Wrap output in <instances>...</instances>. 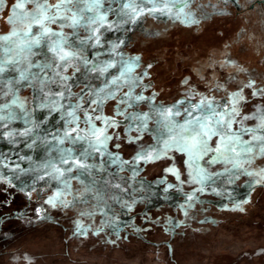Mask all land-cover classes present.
I'll return each mask as SVG.
<instances>
[{"label": "rangeland", "instance_id": "374dc122", "mask_svg": "<svg viewBox=\"0 0 264 264\" xmlns=\"http://www.w3.org/2000/svg\"><path fill=\"white\" fill-rule=\"evenodd\" d=\"M16 2L0 4V36L27 30L26 23L7 22ZM263 3L195 0L179 14L193 21L187 40L177 32L156 39L158 32L150 30L131 42L134 57L126 60L109 58L103 47L152 9L147 0H80L68 5L82 15L79 26L70 19L47 24L61 36L44 37L31 52L16 48L19 38L0 47V264H264V179L245 172L260 173L264 155L256 147L252 157L238 159L243 168L222 157L213 161L214 151L193 150L190 159L178 150L184 140L177 126L186 119L185 108L204 98L223 106L233 93L243 97L233 131L260 123L264 94L253 92L264 89ZM33 7L26 3L23 11ZM91 18L95 23H85ZM33 32L39 35L35 27ZM61 39L76 53L63 64L50 51ZM52 61L78 64L94 84L91 91L84 98L55 97L61 77L41 70ZM249 81L253 87H246ZM173 105L180 114L170 120L156 107ZM30 110L38 120L24 127ZM144 113L146 121L136 118ZM253 113L256 119H243ZM94 129L111 139L101 145ZM13 139L24 145V157L7 147ZM218 139L208 140L210 149ZM5 150L13 160L3 157Z\"/></svg>", "mask_w": 264, "mask_h": 264}, {"label": "snow or ice", "instance_id": "6c2138e0", "mask_svg": "<svg viewBox=\"0 0 264 264\" xmlns=\"http://www.w3.org/2000/svg\"><path fill=\"white\" fill-rule=\"evenodd\" d=\"M80 0H57L55 4H49L48 0H17V2L12 6L13 11L12 15L8 17V23H26V31H18L13 28L10 34L0 36V47L7 45L9 43L15 44L14 38H19L23 41L21 44H17L16 48L23 52L25 50L31 52L33 46H39L41 40L46 36L59 37L60 33L52 32L50 28L47 27L49 23H55L57 20L70 19L71 26L77 27L81 24L83 20L82 15H79L77 12H73L68 5L78 4ZM147 2L152 3L153 7L150 11L159 10L162 14H171V10L175 7L178 0H147ZM189 0H184L185 6ZM26 3H32L34 5L31 11H23ZM2 4V0H0ZM20 9L18 13L16 10ZM91 11V9H88ZM182 11V9H181ZM71 12V16H67L64 13ZM51 13V14H50ZM103 19V17H101ZM186 22H193L190 19H187ZM85 23H95V19L91 18ZM39 29V35L36 36L33 32V28ZM71 47L67 45V42L61 39L59 42H54L50 48V51L54 53V56L63 64L67 63L72 57L76 56L74 51L65 50V47ZM12 49L5 48V51H11ZM62 53V54H61ZM55 61H53L54 63ZM6 63H11L7 61ZM52 65H44L41 67V70L50 68ZM59 67L60 65H56ZM109 65L108 67H110ZM4 66L0 63V73L4 71ZM131 70L130 68L128 69ZM102 71H107V67L102 69ZM123 75V73L121 74ZM146 75V73H145ZM23 79H27V76L22 74ZM119 79V78H117ZM186 82V81H185ZM113 84L117 83L116 80L112 81ZM254 81H249L246 87H253ZM264 94V89H256L253 92V95ZM111 96L112 93H109ZM125 95H130L126 93ZM137 100L145 99L143 96H137ZM243 97L240 93H233L229 98L228 102L225 105H221L219 102L214 99L209 100L207 98L201 99L196 105H192L189 108H185L186 119L183 124L177 125L180 128V137L184 140V145L178 148L179 151H184L189 154L191 159L192 151L195 150L197 153L207 154L209 151H214L218 153L217 157L213 158V161L223 158L225 162L232 163L233 168H243V164L238 162L239 158L242 157H252L255 153L256 147L259 148V155H264V110L257 109L259 113L260 123L253 128H239L233 131L232 125L235 121V117L239 115L238 104ZM184 101H178L177 104H184ZM160 114L164 116L165 120H170L172 116L179 115V108L176 105H173L171 108L164 109L162 106H156ZM198 113V114H196ZM257 113H253L251 116H245L243 119H256ZM137 119L146 121L148 119V114H140L136 117ZM91 118H89L90 120ZM146 128V123L144 124ZM169 134L172 133L173 129L165 125ZM100 131L101 136L97 137V141L102 145L107 139H111L106 135H103V130ZM244 135H251L250 140H244L242 137ZM212 136H217L216 147L210 149L208 146V140ZM102 137V138H101ZM165 146L170 147L168 142L165 141ZM159 153L156 156L150 157V159L158 158ZM62 164H69V159H61ZM245 162L251 164L252 160L247 159ZM80 167L85 165L80 164ZM71 169H65V171H70ZM171 170V169H170ZM59 171V169H57ZM246 174L249 176L260 175L261 179H264V169H261L260 173L248 172L245 170ZM63 175V173H61ZM259 183L260 181H256ZM49 203L53 202V199L50 198Z\"/></svg>", "mask_w": 264, "mask_h": 264}, {"label": "flooded vegetation", "instance_id": "af4514ba", "mask_svg": "<svg viewBox=\"0 0 264 264\" xmlns=\"http://www.w3.org/2000/svg\"><path fill=\"white\" fill-rule=\"evenodd\" d=\"M194 1L195 0H189V2L187 3V6H185L184 0H178L175 7L172 8L170 15L162 14L161 12L160 13H151V11H149L148 9L143 11V13L139 16L138 21L136 19L135 22L134 21H132L130 23H129V21L127 22L128 25H127L126 32L122 35L120 33V36L117 39H114V42L117 41L115 44L114 43H108L110 45L106 44V46L103 47V48H105L106 52L111 51V53H110V55H108V57L114 58L116 60L131 59L132 57H134V54L130 51V47L132 46L131 42L135 41L137 39V37L142 38L150 30H154V31L158 32L157 36L155 37L156 39L163 38L164 34H167L168 32H177L179 34V38L182 40L183 38H181L180 33L185 30V34L187 36L189 33V30L193 26L192 25L193 22H191V23L186 22L179 14L183 11L191 10L192 6L194 4ZM181 9H182V11H181ZM177 13H178V16H176ZM143 14H148L152 18L159 19L161 21V24H162L161 30L158 28L144 29V27L142 26ZM177 27H178V29L173 30ZM103 42H105V41H103ZM106 47H109L110 49L106 48ZM99 50H101V49H99ZM122 53H128V55L121 56ZM94 58L100 59V57H98L97 55H95ZM56 65H60V64L56 63V61L53 63V61H52V66L50 67V70H52L51 73H56L61 77V82L57 83L60 85V88L56 89L54 87L56 92L53 90V92L57 93V95L54 94L55 97L63 99V101H65L67 99H73L74 97L84 98L85 93L91 91L94 84H92V82H91L92 80H91L89 75H83V73H81L82 70L78 66V64H71V65H66V66L60 65L59 67H57ZM70 68L74 70L73 73H69ZM77 75L81 76L82 81H80V82L76 81L75 77ZM71 77H72V80H71L72 82L71 81L68 82V79ZM76 82H78V83H76ZM73 83L76 84V87H74L70 91V87L71 86L73 87V85H74ZM57 84L52 83L51 86L53 87ZM69 84H71V85L69 86ZM81 84H82V87L80 89H77V86L81 85ZM88 107H89V102L86 100L85 102L82 103L81 108H82V110L86 111L88 109ZM13 120H14V123H16V122H18L19 118L14 117ZM20 120H21V118H20ZM35 123L36 122H34L33 124H35ZM24 127H28V125H24ZM15 140L13 139L12 141H10V143L7 145V147H11L10 145L14 146L15 147L14 153L16 155L21 154L22 155L21 157H24L23 156V154L25 152L24 145L22 144V142L20 140H19V142L15 141ZM7 152H8V150H5L3 152V156L10 155ZM45 153H46V151L40 152L39 154H40V156H42V154L44 155ZM0 154L2 155V152H0ZM16 155H14V156H16ZM11 160H13V155H10V158L7 161L9 162ZM25 172H27V171H25ZM17 174L18 173L15 172L13 175H15L19 178L28 179L29 181H33L35 179H38V177H32L29 173L27 174V173L21 172L20 175H17ZM39 179L42 180L43 178L39 177Z\"/></svg>", "mask_w": 264, "mask_h": 264}, {"label": "trees", "instance_id": "16d2710c", "mask_svg": "<svg viewBox=\"0 0 264 264\" xmlns=\"http://www.w3.org/2000/svg\"><path fill=\"white\" fill-rule=\"evenodd\" d=\"M263 6H264V3H263ZM264 11V10H263ZM152 19V20H151ZM153 19H155V18H152V17H150L148 14H143V17H142V26L144 27V29H147V28H158V29H160L161 30V28H162V24H161V21L159 20V19H155V20H153ZM163 23V22H162ZM162 34V33H161ZM180 36H181V38H183L182 40H187V36H186V34H185V30L183 31V32H181L180 33ZM200 42H198V44L200 45L201 43L203 44L204 43V40L203 39H200L199 40ZM184 42V41H183ZM210 45H211V43H210ZM209 46V45H208ZM126 55H128V53H122L121 54V56H126ZM75 79H76V81H78V82H80V81H82V79H81V76H79V75H77L76 77H75ZM72 80V77L71 78H69L68 79V82H70ZM72 82V81H71ZM78 82H76V83H78ZM74 84V83H73ZM71 84H69V86H70ZM74 87H76V84H74L73 85V87L71 86L70 87V91L74 88ZM30 115H32V120H31V122H25L24 124L25 125H28V126H30V125H33V123L34 122H36L37 120H38V118H37V116L34 114V112L32 111V110H30ZM45 120H47V119H45ZM48 122L51 124V120H48ZM4 157V156H3ZM1 158V157H0ZM9 158H10V155H6L5 156V159H7V160H9Z\"/></svg>", "mask_w": 264, "mask_h": 264}]
</instances>
